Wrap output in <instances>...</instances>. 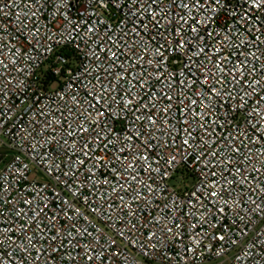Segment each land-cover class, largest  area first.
Instances as JSON below:
<instances>
[{
	"label": "built area",
	"instance_id": "2783aa9c",
	"mask_svg": "<svg viewBox=\"0 0 264 264\" xmlns=\"http://www.w3.org/2000/svg\"><path fill=\"white\" fill-rule=\"evenodd\" d=\"M0 149V264H264V0H0Z\"/></svg>",
	"mask_w": 264,
	"mask_h": 264
},
{
	"label": "snow or ice",
	"instance_id": "6c2138e0",
	"mask_svg": "<svg viewBox=\"0 0 264 264\" xmlns=\"http://www.w3.org/2000/svg\"><path fill=\"white\" fill-rule=\"evenodd\" d=\"M181 47H183V45H181ZM201 51H203V50H201ZM193 82L195 83V81H193ZM208 87H209V91H208L207 95L209 96V98H211L212 94L217 93V89L214 88V87H211V86H208ZM165 95H167V94L165 93ZM168 99L171 100V97L169 96ZM193 103H195V101H193ZM229 107H230V105H229ZM100 114L103 115V113H100ZM149 119H151V118H149ZM152 122L155 123V121H152ZM184 131H187V129H185ZM188 135H191V133L188 132ZM183 143H184L185 145H187V144L189 143V141H188L187 139H184ZM237 151H238V150H237ZM212 155H216V152H213ZM126 158H127V157H125V159H126ZM144 159L147 160L148 157L145 156ZM132 178H133V179H136L135 176H133ZM229 183H232V182L229 181ZM211 195H212V196H217L218 193H217L216 191H212V192H211ZM224 203L227 204L228 201L225 200ZM221 211H223V209H221ZM221 239H223V237H221Z\"/></svg>",
	"mask_w": 264,
	"mask_h": 264
},
{
	"label": "rangeland",
	"instance_id": "374dc122",
	"mask_svg": "<svg viewBox=\"0 0 264 264\" xmlns=\"http://www.w3.org/2000/svg\"><path fill=\"white\" fill-rule=\"evenodd\" d=\"M1 149H0V153H1ZM193 183V181L191 180V178L188 177H182L180 176L178 173L174 174L173 177L169 180V184L173 187H179V188H183L184 185L190 186Z\"/></svg>",
	"mask_w": 264,
	"mask_h": 264
}]
</instances>
